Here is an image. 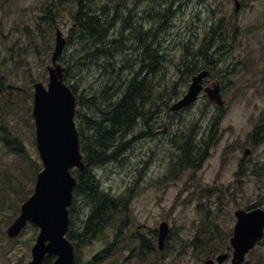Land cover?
<instances>
[{
	"label": "rangeland",
	"instance_id": "1",
	"mask_svg": "<svg viewBox=\"0 0 264 264\" xmlns=\"http://www.w3.org/2000/svg\"><path fill=\"white\" fill-rule=\"evenodd\" d=\"M46 1L0 0V69L2 68L0 75L4 77L3 83L6 89L13 86L32 91L33 95L35 81H42L44 84L48 82L47 66L51 64V55L55 45V29L50 27L48 21L40 19L43 15L41 7ZM113 1L115 2V0H83V4L86 3L92 11H97L101 10V6L107 2L112 5ZM200 2H205V4L200 5ZM243 2L241 10L235 14L233 0H193L182 9H178L177 6L172 7L179 11H175L174 16L171 15L167 18L165 25L168 23V26L163 27L167 37L165 46L168 47L171 59L166 63L170 69L167 74L168 78L181 79L182 76L179 77L180 74L175 63H179L180 59L187 55L184 46L195 41L193 34L203 32L211 24V10L215 8L217 11L214 19H219L224 15L237 18L243 32H238V40H229L233 48L222 50L216 55V59L221 61L217 64L216 71L210 76V79H221L226 84V98L230 112L228 118L235 125L240 124L244 119L242 115L252 116L264 108V69L250 79L252 83L250 86L242 84L243 94L240 87L236 85L232 87L230 83L237 81V84L241 85L244 73L249 74V70L252 71L258 67L264 68V0H243ZM72 4L75 8L77 3L72 2ZM155 4L161 5L159 2H155ZM152 5L153 1L147 0L134 11L136 22L144 21L148 14L147 9L149 11ZM111 13L113 14V11ZM147 20L148 18L145 21ZM148 22L145 23V27L149 26ZM56 23L64 34H69L71 21L68 5L60 7ZM224 24H227V19ZM256 27L258 29L255 33L249 32ZM246 28H248V32ZM117 29L119 30L118 25ZM87 36V32L78 31L76 35L78 39L74 38L66 45L61 62L69 67L66 72V82L73 87L78 96L79 110H85L93 116L95 111L87 106L82 108L83 105L79 104V97L88 96L89 98L91 93L99 92L105 85L104 81L109 77L98 64L88 65L89 59L83 55L90 47L83 42ZM82 57L84 64H77V59ZM117 57H121V54H118ZM130 59L132 60L131 56ZM245 64H247L248 70H246ZM133 67L138 68V65ZM146 67L147 65H145V69ZM123 73L128 72L125 70ZM134 75V73L131 76L123 74V78H133ZM183 77L185 78V76ZM178 85H183V82L181 81ZM118 86L117 82L116 86L111 88L115 90L116 97H112L109 100L110 103L118 100L117 97L123 93L122 90H118ZM178 98L179 96H173L167 99L172 104ZM27 103L28 105L25 104L21 109L16 106L15 111H11L5 116V120L2 121L4 123L1 124H9L11 128L20 132L28 150L29 159L23 160L15 153L4 150L0 141V200L4 203L0 205V208L2 207L0 209V264H25L30 260L33 240L39 232V227L29 224L14 240H8L5 235L6 228L19 214L20 205L33 192L35 182L33 183L32 177L37 175L39 170L35 172V169L29 164L32 162L33 166L35 163L42 165L36 136L33 132L35 126L34 117L31 116L33 97H30ZM211 104L208 97L203 94L197 102L184 111L177 112L172 116L164 112L163 121L174 124L180 122L185 124L180 128H192V119L196 111H199L200 107ZM96 116L97 114L94 115L95 118ZM77 121H80L78 116ZM141 121L144 120L140 117L139 122ZM84 130L86 132L85 125ZM119 142L120 144L117 143L118 145L109 151L114 152L111 157L105 160V164L93 167L92 175L99 181L103 190L114 196H123L126 201H130L131 220L123 227V233H135L134 230L138 226L143 228L142 225H145L142 232L150 234L148 228H157L161 221L166 220L170 223L171 233L163 252L165 263L203 264L204 257L200 258L198 253L196 254L193 250L195 249V237L207 236V232H203L206 231L205 226L208 221L218 223L221 227L218 237L227 235L228 227L232 226L234 222L233 212L235 209L221 206L217 202L218 194L197 193L194 180L190 177L191 170L185 171L177 179L167 180L166 178L164 180L169 170V153L172 148L169 141L164 142L161 146H157L156 143L149 140L137 141L129 149H127L128 144L125 139H121ZM154 158L157 159L156 162H154ZM164 159L163 165L161 162L158 163V160ZM10 173L12 176H18L27 190H30L29 195L22 200L19 198V195H22L21 192L17 194L8 189L5 179ZM212 175L211 170L206 172L207 179ZM159 186L162 189L158 188ZM263 195L262 192L249 188L247 200L243 203L249 204ZM89 210L85 196L76 197V207L71 219L74 237H80L83 222ZM152 240L156 241V237H153ZM227 241L224 250L228 248L230 237L227 238ZM105 246L106 242L101 239H95L91 244L83 245L81 247L83 261L90 259ZM120 254L123 255L119 257L121 264L139 263L136 256L124 258L128 254L127 250H122ZM248 264H264V240L251 253Z\"/></svg>",
	"mask_w": 264,
	"mask_h": 264
},
{
	"label": "flooded vegetation",
	"instance_id": "2",
	"mask_svg": "<svg viewBox=\"0 0 264 264\" xmlns=\"http://www.w3.org/2000/svg\"><path fill=\"white\" fill-rule=\"evenodd\" d=\"M146 1L147 0H140L141 3L139 2L140 4L138 7ZM72 2L77 3L75 8H73ZM233 2L235 5L236 0H233ZM239 2L242 8L244 2L243 0H239ZM83 3V0H47L43 7H41V9L43 8L41 10L43 15L40 19L43 17L46 18L47 20L44 21L49 22L50 27L55 29L56 35L57 30H61L56 23L60 7L65 4L68 5L71 21L69 26L70 32L68 35L64 34L67 38L68 44L74 38L78 39L76 37L77 32L79 31L76 25V15L81 8L88 10L87 4ZM204 4L205 2H200V5ZM241 8L239 10L235 8V14H238L236 12H239ZM92 12H96L98 15L103 14V10ZM147 12H149L148 9ZM211 12V24L205 28L203 32L193 34L195 41L187 43L184 46L187 55L180 59L179 63H175L180 74L179 77L182 76L180 77L181 79L168 78L167 74H169L170 69L166 63L171 59L169 58L168 47L165 46L167 37L164 29L153 34L152 22L147 20L149 21V26L145 27V23L147 22L145 21L147 17H145L144 21L140 22L144 23L142 24L144 25L143 32L139 29L130 30V40L127 43L131 48L136 49V52H133L134 55L132 56V59L137 56L136 54L138 53V50L141 49H145L147 51V58H150L153 48H158L160 50L159 54L161 59L156 72L152 69L148 71L151 62L147 61L148 64L146 71L143 74L145 80L147 79L146 83L149 91V98L146 101V107L147 116H151L149 120L150 123L146 125L147 122L141 121L138 125L129 129L120 138L127 141V149L137 141L149 140L156 143L157 146H161L164 142L169 141L172 148L169 153V170L165 175L164 180H166V178L167 180L177 179L185 171L191 170L192 173L190 174V177L194 180V187L197 193L218 194L217 202L221 206H229L230 208L233 207L235 209L233 212L234 222L232 226L228 227L227 235L225 234L223 240L217 238L221 232V227H219L218 223H215V225L218 226V230H211L210 237L213 238L210 239V243L208 242V247L204 250V253H202L203 251H199L196 247L193 249L196 254L198 253L200 258H214L216 261L221 253H227L229 256L222 264H232L234 250L230 243L227 246V250H224V247L225 244L227 245L228 243L227 238L230 237L231 239V237L234 236L237 223L236 211L245 210L246 212H250L256 209H264V195L249 204L243 203L247 200L249 188L255 189V191L264 194V108H261L259 112L252 116L242 115L244 119L241 120L240 124L236 123L237 125H235L230 122V118H228L230 112L228 111L229 105L226 98V84L221 79H210V76L216 71L217 64L221 61L216 59V55L222 50L233 48L229 40H238V32H243V28L236 17L224 15L219 19H214L217 11L213 8ZM225 19H227L226 25L224 24ZM166 26H168V24ZM257 29L258 27L253 28L252 32H249L255 33ZM246 31L248 32V28H246ZM44 33L46 34V32ZM119 33L120 31L117 27H111L108 39L114 38ZM84 40L83 42L88 46H92L94 43L93 37L91 36L85 37ZM203 51L207 52L209 56L208 58H206ZM60 61H62L61 58ZM245 66L246 70H248L249 68L247 67V64H245ZM68 69L69 67L66 66V72ZM263 69L264 68L262 67H258L252 71L249 70V74L244 73L245 76L241 85H238L237 81H235L230 82L231 86L234 87L236 85L241 88L243 87V83L250 86V84H252L250 79ZM202 71H207V73L203 78V89L200 92L199 98L201 95L205 94L209 99L206 88L214 87V84L217 83L220 84L224 105H219L216 102L209 100L210 103H212L211 105L200 107L201 109L194 114L192 128H180L185 125L180 122L174 124L169 121H163L162 115L164 112L167 113V115L172 116L175 113L184 111L192 106L184 107L179 111H171L172 104L168 102L167 98L179 96L178 99H180L184 97L189 91L193 78ZM183 76H185V78ZM3 79L4 77L0 75V81L3 82ZM181 81L183 82V85H178ZM2 86H4V83ZM241 92L243 94V88H241ZM84 97L86 102L88 96ZM152 98L156 99L155 104L153 103ZM159 99H162V101ZM85 106L89 107L87 104ZM243 113L246 114V112ZM90 116L92 115L85 113L86 118H89ZM92 117H94V115ZM142 132L143 134H141ZM85 133L88 137H91L93 129L86 127ZM127 134L129 135L127 136ZM189 135L192 136V150L189 156H187L181 151L177 142L184 140ZM118 144H120V142H118ZM156 161L157 159L154 158V162ZM159 162L163 165L165 159L158 160V163ZM208 170H211L213 173L209 179L206 178V172ZM161 186L158 188L162 189ZM115 197L117 201H119L115 205L118 208L117 213L119 223L110 224L97 236L86 237L87 235H81L80 237H68L76 246V264H121L119 257L122 255L120 254L122 250L128 251V254L124 258L128 259L132 256H136L139 260L138 264H152V262H154V264H166L165 257L163 256L165 248L162 250L158 242V227L148 228L150 234L142 232L144 231L143 228L145 225H142L143 228L138 226V228L134 230L135 233H123V227L131 220L130 201H126L123 196ZM164 221L166 220L161 221V223ZM216 231H218V234ZM153 237H156V248L151 245ZM200 238L201 237H195L196 245L199 244ZM95 239L105 241L106 246L101 251L91 256L87 261H83L81 247L83 245L91 244ZM260 243H257L248 251L243 264H248L251 253ZM55 259L56 255L51 254L46 257L43 264H54Z\"/></svg>",
	"mask_w": 264,
	"mask_h": 264
},
{
	"label": "trees",
	"instance_id": "3",
	"mask_svg": "<svg viewBox=\"0 0 264 264\" xmlns=\"http://www.w3.org/2000/svg\"><path fill=\"white\" fill-rule=\"evenodd\" d=\"M152 1L153 5L150 6L147 18L152 22L153 34H156L168 24L166 23L165 25V20L172 15V4L176 0ZM139 2L140 0H115L112 5L107 2L101 6L102 15L92 12L88 7V10L81 8L76 15V25L79 31L87 32L88 36L93 37L94 41L93 45L87 48L83 54L89 59L88 65L91 66L90 64L92 63L98 64L109 77L104 81L105 85H103L102 89L99 92L91 93V96L86 101L90 109L95 111L94 115L97 114L96 118L92 116L86 118L85 113L81 112L78 115L80 121H77L81 132V147L85 154L87 167L85 172L79 174L80 180L75 188V197L84 195L89 204L90 210L86 214L80 233L82 236L87 235L86 237L97 236L110 224L119 223L118 208L115 206L119 201H117L115 196L100 188L91 170L95 165L102 164L111 157L114 151L112 153L109 151L118 145L117 143L122 139L120 137L123 134L139 123L140 117L146 121V101L149 98V91L143 75L146 71L145 65L148 64L147 61H150L148 71L152 69L156 72L157 66L160 64L161 56L158 48L152 49L150 58H147V51L141 49L138 50L134 59H130V56L134 55L133 52H136V49L131 48L127 43L130 40V30L139 29L142 32L144 31L142 28L144 23L136 22V15L134 14V11L141 3ZM155 2H159L161 5H156ZM111 11H113V14ZM42 20L47 19L43 17ZM117 25L120 33L114 38L108 39L110 28L117 27ZM203 52L208 58L207 52ZM118 54H121L120 59L117 57ZM83 59V57L78 58L77 64H84L82 62ZM135 65H138V68H134L133 66ZM119 66L121 67L118 68ZM114 68L116 70H113ZM125 70L128 73L130 72V74L123 73ZM132 73L135 74L133 78H123V74L131 76ZM117 82L119 83L118 90H122L123 93L121 99L120 94L117 97L118 100L110 103L109 100L112 97H116L115 90L111 88L116 86ZM2 84L3 82L0 81V141L4 150L13 152L17 157L27 160L29 159V153L20 132L11 128L9 124H1L4 123L2 121L5 120V116L11 111H15L16 106L21 109L25 104L28 105L27 100L32 97V91L29 92L13 86L5 89ZM152 100L155 104L156 99L152 98ZM159 100L162 101V99ZM84 125L93 129L91 137L86 135ZM33 132L35 133V128ZM177 144L184 155L189 156L192 150V136H187L184 140L178 141ZM29 165L35 169V172L42 167L40 163H35L33 166L31 162ZM32 178L34 183L36 175ZM5 180L8 189L15 191L17 194L22 193V195H19L20 200L29 194L30 190H27L18 176H12L10 173ZM3 204L2 200H0V205ZM75 207L76 199L70 208L72 213ZM205 228L206 231L203 233L207 232L206 237L209 238H203L205 236L199 235L198 237H201L199 244L196 245L194 242L195 247L199 251H203L202 253L207 249L210 239L213 238L210 237L211 230H218V226L214 222L208 221ZM216 232L218 234V231ZM70 237H74V232L70 234ZM151 245L156 248L155 241H152Z\"/></svg>",
	"mask_w": 264,
	"mask_h": 264
},
{
	"label": "water",
	"instance_id": "4",
	"mask_svg": "<svg viewBox=\"0 0 264 264\" xmlns=\"http://www.w3.org/2000/svg\"><path fill=\"white\" fill-rule=\"evenodd\" d=\"M240 3L237 1V8ZM67 38L58 29L56 45L52 53V64L48 65L49 82H35L33 115L36 125L38 151L43 169L37 174L33 193L21 204L20 213L6 229L8 239L16 238L27 224L33 223L40 228L32 247V259L27 264H43L47 256L56 255L54 264H76V247L68 238L70 230L69 206L74 199L77 183L72 173L74 168L84 171L86 163L81 150L80 131L75 116L78 112L77 97L65 82V66L59 57L66 46ZM202 71L193 78L189 91L171 107L176 111L192 104L203 89ZM209 99L224 105L220 84L206 88ZM238 221L232 244L235 247L233 264H241L245 254L264 234V209L250 212L238 210ZM170 233L168 222L159 228V245L163 249ZM228 254L218 257L221 264ZM205 264H214L207 260Z\"/></svg>",
	"mask_w": 264,
	"mask_h": 264
},
{
	"label": "bare ground",
	"instance_id": "5",
	"mask_svg": "<svg viewBox=\"0 0 264 264\" xmlns=\"http://www.w3.org/2000/svg\"><path fill=\"white\" fill-rule=\"evenodd\" d=\"M131 24H132V23H131ZM143 26H144V25H143ZM142 28H143V27H142ZM106 31H107V30H106ZM141 39H142V38H141ZM156 55H157V54H156ZM150 56H151V55H150ZM158 59H159V58H158ZM163 59H164V58H163ZM146 60H147V59H146ZM159 62H160V61H159ZM146 80H147V79H146ZM150 81H151V80H150ZM145 83H146V82H145ZM121 96H122V94L120 95V99H121ZM120 99H119V100H120ZM146 116H147V115H146ZM150 118H151V117L147 116L146 121L144 120V121H142V122H147V123L149 124V123H150V122H149ZM147 123H146V124H147ZM134 126H135V125H134ZM147 133H148V132H147Z\"/></svg>",
	"mask_w": 264,
	"mask_h": 264
}]
</instances>
